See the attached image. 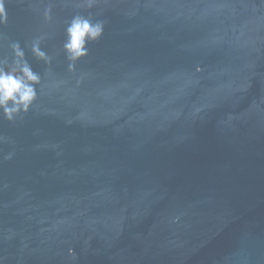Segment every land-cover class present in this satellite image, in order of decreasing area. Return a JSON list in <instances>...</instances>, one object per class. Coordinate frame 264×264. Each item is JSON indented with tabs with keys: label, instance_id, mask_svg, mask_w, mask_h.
<instances>
[{
	"label": "water",
	"instance_id": "water-1",
	"mask_svg": "<svg viewBox=\"0 0 264 264\" xmlns=\"http://www.w3.org/2000/svg\"><path fill=\"white\" fill-rule=\"evenodd\" d=\"M6 7L42 82L0 114V264H264V0ZM77 14L105 31L69 72Z\"/></svg>",
	"mask_w": 264,
	"mask_h": 264
},
{
	"label": "clouds",
	"instance_id": "clouds-1",
	"mask_svg": "<svg viewBox=\"0 0 264 264\" xmlns=\"http://www.w3.org/2000/svg\"><path fill=\"white\" fill-rule=\"evenodd\" d=\"M7 2L0 0V26L7 25L9 21ZM85 2L89 8L95 4V0ZM44 19H51V9L45 10ZM105 23L104 20L80 14L74 15L67 23L62 47L69 62V72H74L76 64L89 56L88 45L103 38ZM43 39L38 37L31 42V52L38 61L50 65L52 57L41 48ZM10 48L13 56L11 63L7 58L0 59V114L8 122L15 123L36 104L42 77L33 70L19 42H12ZM14 155L10 152L6 158L11 160Z\"/></svg>",
	"mask_w": 264,
	"mask_h": 264
}]
</instances>
